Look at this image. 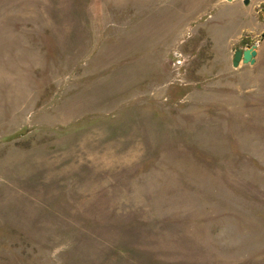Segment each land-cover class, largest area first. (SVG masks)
Listing matches in <instances>:
<instances>
[{
  "label": "rangeland",
  "instance_id": "obj_1",
  "mask_svg": "<svg viewBox=\"0 0 264 264\" xmlns=\"http://www.w3.org/2000/svg\"><path fill=\"white\" fill-rule=\"evenodd\" d=\"M0 264H264V0H0Z\"/></svg>",
  "mask_w": 264,
  "mask_h": 264
},
{
  "label": "water",
  "instance_id": "obj_2",
  "mask_svg": "<svg viewBox=\"0 0 264 264\" xmlns=\"http://www.w3.org/2000/svg\"><path fill=\"white\" fill-rule=\"evenodd\" d=\"M231 1V0H229ZM250 0H244L245 3H249ZM258 55V45L253 44L247 48H239L236 50L233 65L234 67H238L240 62L244 64H255L256 56Z\"/></svg>",
  "mask_w": 264,
  "mask_h": 264
},
{
  "label": "crops",
  "instance_id": "obj_3",
  "mask_svg": "<svg viewBox=\"0 0 264 264\" xmlns=\"http://www.w3.org/2000/svg\"><path fill=\"white\" fill-rule=\"evenodd\" d=\"M241 63V62H240ZM240 65V64H239ZM234 66V65H233Z\"/></svg>",
  "mask_w": 264,
  "mask_h": 264
}]
</instances>
